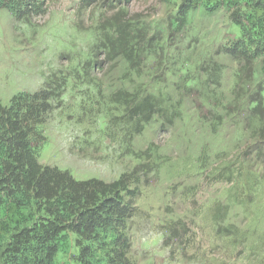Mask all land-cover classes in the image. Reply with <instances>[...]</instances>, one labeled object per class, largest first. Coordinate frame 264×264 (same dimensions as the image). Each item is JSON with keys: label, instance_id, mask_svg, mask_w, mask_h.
Masks as SVG:
<instances>
[{"label": "trees", "instance_id": "trees-1", "mask_svg": "<svg viewBox=\"0 0 264 264\" xmlns=\"http://www.w3.org/2000/svg\"><path fill=\"white\" fill-rule=\"evenodd\" d=\"M51 1L0 0V10L30 23L47 14ZM134 1L79 0L78 13L97 7L117 15L91 26L77 23L89 27L93 44L63 77H48L41 89L18 93L9 105L0 101V264H138L130 256L131 222L143 185L169 157L155 142L134 148L154 120L160 131L189 118L202 128L200 176L212 167L207 174L214 181L259 173L255 182H264V0H162L167 8L153 20L131 15ZM99 50L113 61L107 89L87 70L100 65ZM81 80L97 92L87 110L96 111L101 132L117 137L140 162L114 181L77 180L39 161L44 125ZM227 127L235 128L230 141L208 140ZM227 209L216 206V235L248 242L247 231L223 223ZM179 220L163 228L165 245L177 239ZM257 252L261 257H248L251 264H264Z\"/></svg>", "mask_w": 264, "mask_h": 264}, {"label": "rangeland", "instance_id": "rangeland-1", "mask_svg": "<svg viewBox=\"0 0 264 264\" xmlns=\"http://www.w3.org/2000/svg\"><path fill=\"white\" fill-rule=\"evenodd\" d=\"M166 8L162 0H135L130 13H141L153 20L163 15ZM78 9L79 0H52L47 14L30 23L17 21L7 10H0V101L3 105H9L18 93L38 91L48 77H63L77 63L76 56L89 53L93 44L85 32L89 27L79 28L78 22L91 26L117 15L116 11L97 7L81 13ZM96 54L100 65L94 71L87 66V70L89 77L101 81L103 89L105 84L109 85L106 80L113 61L101 50ZM75 82L74 93L68 89L62 97L66 107H57L44 125L47 140L40 150L39 161L68 171L77 180L114 181L140 162L125 152L117 137L105 136L93 115L96 111L87 110L88 98L97 93L93 85L88 86L87 81ZM192 107L191 103L187 104L188 109ZM201 129L193 126L189 118L160 131V122L154 120L134 139L137 150L155 142L160 152L169 156L158 173L149 175L151 181L143 185L139 210L131 222L130 256L138 264H251L249 256L261 257L257 251L264 254V246L261 247L264 182H255L259 173L248 177L245 173V177L233 181H214L208 176L214 171L212 167L208 174L200 176L197 154L205 142ZM234 134L235 128L227 127L208 140L224 137L230 141ZM250 168L260 170L259 166ZM217 205L230 206L223 223L234 225L241 233L247 231L248 242L246 237L216 235ZM177 219H180L177 239H170L169 245H165L163 228L168 221ZM237 229L235 233L239 232ZM251 247L257 250L256 254H250Z\"/></svg>", "mask_w": 264, "mask_h": 264}]
</instances>
